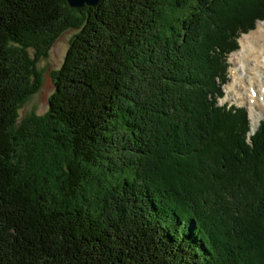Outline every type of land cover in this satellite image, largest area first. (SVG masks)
Wrapping results in <instances>:
<instances>
[{
    "label": "trees",
    "instance_id": "16d2710c",
    "mask_svg": "<svg viewBox=\"0 0 264 264\" xmlns=\"http://www.w3.org/2000/svg\"><path fill=\"white\" fill-rule=\"evenodd\" d=\"M163 1L77 18L0 0V264H264V120L250 134L245 108L219 104L264 0H176L173 17ZM72 25L47 113L15 132L34 61Z\"/></svg>",
    "mask_w": 264,
    "mask_h": 264
},
{
    "label": "rangeland",
    "instance_id": "374dc122",
    "mask_svg": "<svg viewBox=\"0 0 264 264\" xmlns=\"http://www.w3.org/2000/svg\"><path fill=\"white\" fill-rule=\"evenodd\" d=\"M178 1L183 4L188 3V0ZM78 8L70 7V9L72 10L71 16L77 18L80 17V12L77 11ZM161 8L165 13L170 12V15L174 11L178 12V10H175V8H177L176 0H164ZM180 12L181 11H179V13ZM263 21H257L255 27L252 30L240 34L237 39L239 46L238 49L228 54V81L223 85L222 88L224 95L219 99L220 105H234L236 107L245 108L247 117L249 119V124L254 118V116H252L253 114L251 113L254 112L257 115L258 119L257 126L261 120H264V88L262 90H259L256 82L252 78L255 72L251 69L252 63H248L249 61L245 62L244 60L246 58V53L248 54L247 51H255L259 48L258 44L255 43V40L251 37L252 33L258 31L260 38L264 39V26H261L260 30H258V23ZM78 29V25L67 26L66 28L62 29L57 37L47 46L44 52L41 53L34 61V76L30 75L29 84L34 85L35 90L31 92L26 97V99L19 104L17 108L15 120L13 123V130L15 132L19 133L21 129H24L26 123L29 126L28 121L32 118L41 119L47 113L48 99L54 90V74L62 64L71 37L78 31ZM243 42L246 45L245 50L243 51L245 56L242 55V53H239L242 50ZM27 53L29 54L30 58H33L35 48L28 47ZM251 54L252 53H250V55ZM240 65L243 66V69H241L242 67ZM255 68L257 69L256 66L253 67V69ZM240 69L241 71H239ZM249 90H251V92ZM251 109L253 111H251ZM25 130L26 129H24L23 132H27ZM31 131L33 135L35 132L39 133L38 135H41L38 127L31 129ZM251 133L252 132L250 131V134ZM22 135L25 136L27 134L22 133ZM45 146L46 145L44 144V142H37V147H32V149L30 150V158H32V166L36 169V171L49 178V174H47L45 170L49 169V164H47V162L51 161L52 158L47 155ZM57 155L58 157L55 158V160H59L58 158L60 157V155ZM51 180L55 181L54 173H52ZM91 192L89 193L91 197L88 195L89 199L94 198V191L92 190Z\"/></svg>",
    "mask_w": 264,
    "mask_h": 264
},
{
    "label": "bare ground",
    "instance_id": "6f19581e",
    "mask_svg": "<svg viewBox=\"0 0 264 264\" xmlns=\"http://www.w3.org/2000/svg\"><path fill=\"white\" fill-rule=\"evenodd\" d=\"M261 26H264V21L258 23V30H260ZM251 37L255 40V43L258 44L259 48L255 51H250V52L247 51L248 54L246 53V58L244 61L245 62L249 61L248 63H252L251 69L255 71L254 76H252V78L256 82V85L258 86L259 90H262L264 88L263 87L264 86V39L260 38L258 31L255 33H252ZM245 46L246 45L243 42L242 50L239 52V53H242V55H244L243 51L245 50ZM250 53H252V54L250 55ZM250 57H251V59H250ZM254 66H256L257 69L256 68L253 69ZM241 67H242L241 69H243V66H241ZM241 69L239 71H241ZM249 91L251 92V90H249ZM251 101H255V100H251ZM263 101H264V99H263ZM250 108H251V106H250ZM250 108H248V109H250ZM251 111H253V110L251 109ZM251 114H253L252 116H254V118L252 119V121L250 123V131L253 133V131L257 128L258 119H257V115L254 112H252Z\"/></svg>",
    "mask_w": 264,
    "mask_h": 264
},
{
    "label": "water",
    "instance_id": "95a60500",
    "mask_svg": "<svg viewBox=\"0 0 264 264\" xmlns=\"http://www.w3.org/2000/svg\"><path fill=\"white\" fill-rule=\"evenodd\" d=\"M68 5L73 8L82 7L84 5L93 6L99 0H66Z\"/></svg>",
    "mask_w": 264,
    "mask_h": 264
}]
</instances>
